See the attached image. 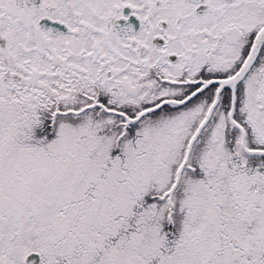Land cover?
<instances>
[{
	"label": "snow or ice",
	"instance_id": "obj_1",
	"mask_svg": "<svg viewBox=\"0 0 264 264\" xmlns=\"http://www.w3.org/2000/svg\"><path fill=\"white\" fill-rule=\"evenodd\" d=\"M0 264H264V0H0Z\"/></svg>",
	"mask_w": 264,
	"mask_h": 264
}]
</instances>
